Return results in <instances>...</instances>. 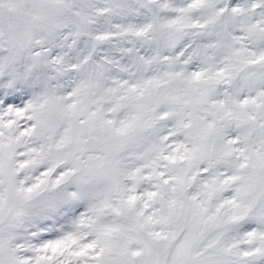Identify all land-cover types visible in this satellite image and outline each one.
<instances>
[{
  "label": "snow or ice",
  "instance_id": "1",
  "mask_svg": "<svg viewBox=\"0 0 264 264\" xmlns=\"http://www.w3.org/2000/svg\"><path fill=\"white\" fill-rule=\"evenodd\" d=\"M0 264H264V0H0Z\"/></svg>",
  "mask_w": 264,
  "mask_h": 264
}]
</instances>
